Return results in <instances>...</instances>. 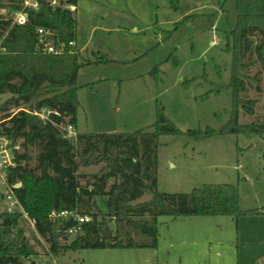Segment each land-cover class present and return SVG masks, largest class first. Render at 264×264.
<instances>
[{"label": "rangeland", "instance_id": "obj_1", "mask_svg": "<svg viewBox=\"0 0 264 264\" xmlns=\"http://www.w3.org/2000/svg\"><path fill=\"white\" fill-rule=\"evenodd\" d=\"M201 3L204 8L187 17L181 3L182 9L174 11L169 0H79L76 48L83 64L77 76L76 130L153 132L160 109L182 134L158 140L157 191L190 194L204 185L231 184L238 189L240 208L258 214L238 222L226 216L159 217L154 249H81L53 258L21 211L25 236L40 255L36 264H264V137L187 135L207 128L220 132L233 109V54L226 50L225 33L236 26V0ZM0 14L7 17L9 10ZM98 54L111 62L86 64L95 62ZM247 73L257 81H249L244 97L256 105L253 115L241 111L239 121L264 124V66L256 62ZM7 98L0 95V105ZM37 154L30 151L32 167ZM102 169L100 165L82 171L95 174ZM7 196L12 194L0 169V214L9 210ZM151 199L147 192L134 204ZM109 227L115 232L116 223L109 222ZM131 236L139 244L150 242L138 232ZM120 241L126 243L127 236Z\"/></svg>", "mask_w": 264, "mask_h": 264}, {"label": "trees", "instance_id": "obj_2", "mask_svg": "<svg viewBox=\"0 0 264 264\" xmlns=\"http://www.w3.org/2000/svg\"><path fill=\"white\" fill-rule=\"evenodd\" d=\"M38 1L37 10L24 11L28 23L14 25L12 18L23 10L22 1L0 0V10H9L7 17L0 14V95H8L0 105V139L8 141L14 156L15 166L4 170V178L18 201L15 212L0 214V264H29L40 256L25 236L21 211L34 223L49 246L46 254L53 258L81 249H154L159 217L226 216L238 222L258 214L240 208L238 189L231 184L204 185L190 194L157 191L158 140L165 134H182L160 109L150 128L153 132L67 137L66 127L77 128V76L83 64L76 46H70L77 41L78 20L71 7L78 0H63L56 8L47 0ZM169 3L174 11L182 9L179 0ZM236 5V26L225 33L226 50L233 54L232 115L220 132L207 128L187 133L196 139L216 134L264 137V124L239 121L241 111L253 115L256 105L244 96L249 81H257L247 71L256 62L264 66V0H236ZM39 28L53 33L50 41L61 53L36 51ZM109 62L99 55L86 64ZM34 149L38 154L32 167L30 151ZM100 165L99 173L82 171ZM17 184L19 189L14 188ZM147 192L152 193L151 201L134 204ZM53 212H74L75 216L51 219ZM78 216L90 221L79 226ZM112 221L115 232L109 227ZM74 227L78 231L69 234ZM105 227L112 232L110 240L103 239ZM135 232L150 242H135L131 238ZM126 236V243L120 241Z\"/></svg>", "mask_w": 264, "mask_h": 264}, {"label": "built area", "instance_id": "obj_3", "mask_svg": "<svg viewBox=\"0 0 264 264\" xmlns=\"http://www.w3.org/2000/svg\"><path fill=\"white\" fill-rule=\"evenodd\" d=\"M22 1V11L15 12L13 15V24L14 25H25L28 23V17L24 13L25 10H37L39 8V1L38 0H21ZM63 0H47L48 4L53 7H60L62 5ZM71 9H73L71 7ZM53 37V33L50 31H47L45 29L39 28L38 29V43L36 45V51L42 54H59L62 52V49H58L53 46V44L50 41V38ZM71 47H75V43H70ZM1 51V47H0ZM65 132L67 134V137L69 138H76L77 131L72 128L71 126L66 127ZM19 150V148H16ZM9 152H11V155H9ZM15 166L14 163V156L12 154V150L8 149V141L5 139H0V169H2L3 174L4 170L8 167ZM7 199L10 201L9 210L15 212L18 207V201L13 196H7ZM26 216V215H25ZM69 216H75L74 212H53L50 215L51 219L56 218H62V217H69ZM27 217V216H26ZM78 225H82L84 223H88L90 221L89 217H77ZM34 224V223H33ZM78 231L77 227L72 228L69 231V234H72L74 232Z\"/></svg>", "mask_w": 264, "mask_h": 264}, {"label": "crops", "instance_id": "obj_4", "mask_svg": "<svg viewBox=\"0 0 264 264\" xmlns=\"http://www.w3.org/2000/svg\"><path fill=\"white\" fill-rule=\"evenodd\" d=\"M180 3L182 4L183 9H184V13L187 15V17H190L189 15L192 16V14L200 12L199 10H201V8L202 9L204 8V3H201V0H199V1L198 0H180ZM78 5H79V0H78L77 6L72 7L73 8L72 10H75L76 14H77ZM76 47H78V37H77V41H76ZM80 51H81V53H85V54H87L86 52H88V51H83V50H80Z\"/></svg>", "mask_w": 264, "mask_h": 264}, {"label": "water", "instance_id": "obj_5", "mask_svg": "<svg viewBox=\"0 0 264 264\" xmlns=\"http://www.w3.org/2000/svg\"><path fill=\"white\" fill-rule=\"evenodd\" d=\"M21 187V185L20 184H17V185H15V189H19ZM102 235H103V239L104 240H110L111 238H112V234H111V231L109 230V228L108 227H105L104 229H103V232H102ZM30 264H36V262H31Z\"/></svg>", "mask_w": 264, "mask_h": 264}]
</instances>
